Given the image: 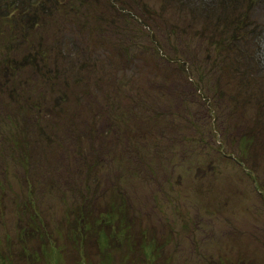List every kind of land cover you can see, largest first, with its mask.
<instances>
[{"label":"rangeland","instance_id":"rangeland-1","mask_svg":"<svg viewBox=\"0 0 264 264\" xmlns=\"http://www.w3.org/2000/svg\"><path fill=\"white\" fill-rule=\"evenodd\" d=\"M40 1L0 11V264H264V0Z\"/></svg>","mask_w":264,"mask_h":264},{"label":"trees","instance_id":"trees-1","mask_svg":"<svg viewBox=\"0 0 264 264\" xmlns=\"http://www.w3.org/2000/svg\"><path fill=\"white\" fill-rule=\"evenodd\" d=\"M42 5L41 1L39 0H0V11L1 13H6V15H9L12 12V15L15 14L16 12L23 13L22 15L28 14L30 11H32V7L35 6L38 7L39 5ZM46 10V6L43 5L42 11ZM36 15H39L38 12H36ZM245 16L243 15V19ZM238 26L240 29H246L248 25L243 21L239 20L238 21ZM237 28V25L235 29ZM249 36V35H247ZM252 38H254L253 33L250 34ZM241 38L234 37L233 40L231 41V45L236 44V47L240 45ZM239 43V44H238ZM224 44V42H216V45H221ZM101 224V223H100ZM103 226H106V224H101Z\"/></svg>","mask_w":264,"mask_h":264}]
</instances>
